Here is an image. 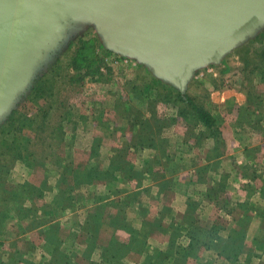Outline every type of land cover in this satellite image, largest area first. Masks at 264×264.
Instances as JSON below:
<instances>
[{
	"label": "rangeland",
	"instance_id": "374dc122",
	"mask_svg": "<svg viewBox=\"0 0 264 264\" xmlns=\"http://www.w3.org/2000/svg\"><path fill=\"white\" fill-rule=\"evenodd\" d=\"M148 86L153 88L145 92ZM166 87L181 93L145 63L109 50L91 23L73 21L65 28L57 45L34 73L31 84L29 79L9 114L0 120V264H68L72 257L69 248L58 253L54 251L58 246L52 244L53 241L56 245L62 235V222L57 218L58 200H62L61 216H66V220L77 214L83 216L94 199L83 201L82 195L90 197L95 193L92 185L111 180L115 170L130 164L128 158L132 157L128 151L132 146L150 148L151 143L154 150L165 151L170 142L166 137H171L175 142L182 141L178 144L180 148L184 146V154L190 155L195 150L199 157L198 150L201 153L203 144L208 142L203 134L222 137L226 122L235 123L234 134L244 135V144L264 143V27L255 36L232 46L220 62L198 67L185 93H181L211 111L219 135L205 127L198 128L195 123L187 126L182 118L173 119L177 115L176 99L164 103L155 102L153 97L145 100L155 89L164 91ZM36 88L40 97L32 99ZM238 92L247 98L246 103H233ZM45 109L49 110L44 118ZM15 111L42 117L44 123L35 124L33 130L2 132ZM154 115L160 120L170 119L171 124L159 130L152 120ZM144 121H148V127H143ZM109 123L113 129L108 128ZM183 124L185 129L181 128ZM117 129L123 136L133 131L125 138V145L117 146L123 141ZM100 130L109 133L114 143L105 142L102 146L105 137ZM22 135L32 140L27 160L23 158L28 154L25 144L15 143L16 139L22 141ZM92 137L97 141L94 145L90 144ZM100 150L102 156L95 158L94 163L93 155L87 158L84 154ZM110 151L116 154L109 167L101 169L102 163L105 166L109 163L106 154ZM225 153L224 146L221 157ZM145 160L149 166L150 159ZM245 162L241 159L239 166L244 167ZM94 166L101 169L96 172L98 177L88 183L82 181L80 176ZM133 168L131 163L132 171L126 174H131ZM105 190L99 187L98 193ZM44 200L49 201L45 215H50L45 219L38 217L39 209H47L41 206ZM45 225H49L47 231L41 229ZM110 249L119 252L122 247L112 241Z\"/></svg>",
	"mask_w": 264,
	"mask_h": 264
},
{
	"label": "crops",
	"instance_id": "0c3cea01",
	"mask_svg": "<svg viewBox=\"0 0 264 264\" xmlns=\"http://www.w3.org/2000/svg\"><path fill=\"white\" fill-rule=\"evenodd\" d=\"M246 100L238 92L233 103ZM107 126L113 129V124ZM233 127L235 123L226 122L219 138L203 134L208 142L201 153L197 149L199 157L195 150L184 154V146L178 144L182 141L171 137H166L170 142L165 151L132 146L128 151L132 159L124 155L133 164V172L126 174L132 171L130 163L115 170L109 182L92 185L95 193L82 195L83 201L94 199L83 216L66 220L61 216L62 200H58L62 235L56 245L52 241L58 246L54 251L63 253L69 248L68 264H264V164L260 163L264 143L244 144L245 136H235ZM117 130L123 138L117 143L121 146L133 131L123 136ZM98 132L105 137L102 146L112 144L109 133ZM96 142L92 137L90 144ZM224 143L226 153L221 157ZM84 154L87 158L93 155L94 163L102 151ZM115 154L107 153L109 163L100 168H108ZM146 158L151 161L149 166ZM241 159L246 161L244 167L239 166ZM97 186L106 190L98 193ZM41 202L47 209H39L38 217L45 219L50 216L45 215L49 201ZM112 241L121 245V251L110 249Z\"/></svg>",
	"mask_w": 264,
	"mask_h": 264
},
{
	"label": "water",
	"instance_id": "95a60500",
	"mask_svg": "<svg viewBox=\"0 0 264 264\" xmlns=\"http://www.w3.org/2000/svg\"><path fill=\"white\" fill-rule=\"evenodd\" d=\"M73 21L184 94L198 67L264 27V0H0V120Z\"/></svg>",
	"mask_w": 264,
	"mask_h": 264
},
{
	"label": "trees",
	"instance_id": "16d2710c",
	"mask_svg": "<svg viewBox=\"0 0 264 264\" xmlns=\"http://www.w3.org/2000/svg\"><path fill=\"white\" fill-rule=\"evenodd\" d=\"M153 88V86H148L146 87V91H149L150 88ZM38 94V88H36L33 91V95L30 98H39ZM151 97H153L155 102H160L164 103L170 100H177L174 104V108L176 109L177 115L173 119L176 118H182L184 122L186 123L187 126L192 125V123H195L196 125H202L205 128L209 129L212 134L216 133L219 135V130H215L217 125L216 122V117L211 113L210 110H208L206 107H203L201 105H198L194 102V100L189 96L186 95L183 97L180 92L173 88L166 87L164 91H157L156 89L154 90V93H149L146 95L144 98L145 100H149ZM31 102L33 100H30ZM49 109H45V114L42 115V117H47V113ZM42 117H36V116H30L27 113H20L19 111H15L13 115L9 118L8 122L5 124L6 126L2 127V132L4 131H13L16 133L17 131H23L25 129H32L35 127V124H39L40 122H43ZM155 119H152L154 122H156V125L158 126V129H162L168 125H170V119L169 120H160L158 119L155 115L153 116ZM148 121H144L142 124L144 125L143 127H148L147 125ZM194 124V125H195ZM32 126V128H30ZM152 137V136H151ZM22 141L19 139H16L15 143L20 144L22 143L23 146L25 144L24 150L26 153L28 152L27 157L23 156L25 160L30 158V144L32 143V140L30 137L22 135ZM152 139V138H151ZM151 146V143L149 144ZM23 148V147H21ZM31 156L33 157V153H31ZM99 171L96 167H88L86 169V172L82 174L80 177L83 179L82 181L84 182H90L91 178H96L98 175H96V172ZM30 190V188L28 189ZM24 192L26 190H23ZM32 191L30 192L31 195Z\"/></svg>",
	"mask_w": 264,
	"mask_h": 264
}]
</instances>
